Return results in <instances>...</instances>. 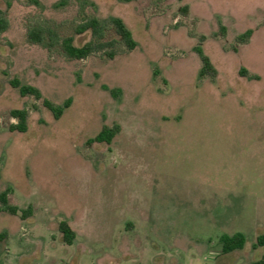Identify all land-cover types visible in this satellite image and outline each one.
Instances as JSON below:
<instances>
[{"label": "rangeland", "instance_id": "obj_1", "mask_svg": "<svg viewBox=\"0 0 264 264\" xmlns=\"http://www.w3.org/2000/svg\"><path fill=\"white\" fill-rule=\"evenodd\" d=\"M37 1L0 0V193L10 188L19 208L0 213V264H250L264 255L253 245L264 233V0ZM93 17L121 18L136 47L110 22L111 44L67 56L63 38L97 41L76 34ZM36 27L60 42H31ZM200 52L216 76L200 74ZM13 78L42 97L22 95ZM45 98L71 103L56 118ZM14 109L27 110L25 131L11 129ZM115 124L111 143H88ZM238 231L244 248L223 253L222 235Z\"/></svg>", "mask_w": 264, "mask_h": 264}, {"label": "trees", "instance_id": "obj_2", "mask_svg": "<svg viewBox=\"0 0 264 264\" xmlns=\"http://www.w3.org/2000/svg\"><path fill=\"white\" fill-rule=\"evenodd\" d=\"M34 3H38L37 0H31ZM114 26L117 34L122 38V41L128 47V49L132 50L136 47L137 41L135 40L132 31L126 26L121 18L111 17L110 19L100 20L99 18L93 17L88 21L79 24L76 27V34L82 35L90 31L92 38H96V42L93 39H90L87 42L76 44L74 36H67L63 38L60 42V37L57 32L51 29H46L42 27H36L29 31V39L33 43L41 44L46 47H52L57 43H61V46L67 56L73 59H82L89 56L91 53L104 49L111 42H104V38L106 36V31L109 27V24ZM7 26V22L5 19H0V30H3ZM253 30L249 29L245 33L238 36V39L241 42L247 41V39L252 35ZM201 53V52H200ZM109 57H113V52H108ZM203 65L200 71L202 76L210 74L211 76H216L217 69L212 64L210 59L201 53ZM248 70L245 67L241 68V73L246 75ZM11 84L18 88L22 95H34L37 98L42 97V93L40 89L34 85L22 83L19 79L13 78L11 79ZM71 103V99H67L62 105L55 104L51 100L45 98L44 104L54 113L56 118H59L65 108L69 107ZM11 114L14 118L18 119V122L11 125L12 130H20L25 131L27 129V110L26 109H14L11 111ZM121 127L119 124H115L113 126L104 125L100 132L90 138L88 140L89 144L94 142H106L111 143L114 137L120 132ZM1 178V172H0ZM11 192L10 188L2 191L0 193V213L3 210H7L12 214H17L19 208L16 205H13L9 202V193ZM31 212V209H26L23 211L22 216L25 218ZM59 228L63 234V241L72 244L75 237L76 232L72 229L68 222L63 221L60 223ZM7 237V233L5 231H0V242L3 241ZM246 236L243 232H235L233 234H224L221 237L222 242V251L223 253H231L238 249H243L246 244ZM255 248L259 246H264V233L258 235L256 242L253 244ZM250 264H264V255H262L259 259L251 262Z\"/></svg>", "mask_w": 264, "mask_h": 264}]
</instances>
